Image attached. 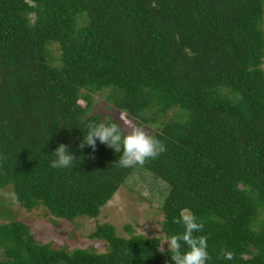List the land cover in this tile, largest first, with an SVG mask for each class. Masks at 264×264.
Segmentation results:
<instances>
[{
  "label": "trees",
  "instance_id": "trees-1",
  "mask_svg": "<svg viewBox=\"0 0 264 264\" xmlns=\"http://www.w3.org/2000/svg\"><path fill=\"white\" fill-rule=\"evenodd\" d=\"M263 64L264 0H0V190L27 210L96 218L134 169L98 140L79 147L90 123L121 124L91 113L105 91L166 146L141 166L167 189L164 238L183 234L173 219L188 209L204 221L193 235L207 236L206 264H264ZM61 143L76 158L52 168ZM124 228L98 223V252L10 219L0 264H173L159 237Z\"/></svg>",
  "mask_w": 264,
  "mask_h": 264
},
{
  "label": "rangeland",
  "instance_id": "rangeland-1",
  "mask_svg": "<svg viewBox=\"0 0 264 264\" xmlns=\"http://www.w3.org/2000/svg\"><path fill=\"white\" fill-rule=\"evenodd\" d=\"M105 96V91L94 94L91 113L101 112L102 117L111 114L113 118H118L121 124L128 121L139 127L123 112L111 109ZM168 116H172L171 111ZM143 128L151 132V128L148 126ZM166 193V186L160 178L136 165L131 175L101 208L96 218L83 216L67 220L52 216L42 206H36L31 210L19 206L17 202H14L11 187L7 186L0 190L2 204L0 222L10 219L22 221L29 227L30 233L37 241L51 243L54 247L93 248L98 252L104 251L106 246L104 241L90 237V233L94 231L98 223L113 224L118 235L123 237L129 236V232L124 226L130 225L135 233L143 234L146 237H159L161 249L166 250L167 244L164 243L166 239L161 226L163 220L161 206ZM1 213L6 215L5 218L1 216Z\"/></svg>",
  "mask_w": 264,
  "mask_h": 264
},
{
  "label": "clouds",
  "instance_id": "clouds-1",
  "mask_svg": "<svg viewBox=\"0 0 264 264\" xmlns=\"http://www.w3.org/2000/svg\"><path fill=\"white\" fill-rule=\"evenodd\" d=\"M97 140L116 152L122 150V155L116 162L121 168H131L136 165L143 166L167 151L166 146L145 128L137 127L128 121H124L122 124L115 122L90 123L79 147L83 149L85 145H88L95 151ZM53 155L55 159L51 162L50 167L57 169L71 167L76 158L69 152L68 146L62 143L57 146ZM173 222L182 224L184 227L183 234L172 235L164 242L167 244V250L173 264H206V261L210 259L207 251V236L193 235L203 231L204 221H198L190 210L184 209L180 212L179 218H174ZM181 241L188 248L183 253L180 250ZM223 258L232 260L234 253L223 251Z\"/></svg>",
  "mask_w": 264,
  "mask_h": 264
}]
</instances>
